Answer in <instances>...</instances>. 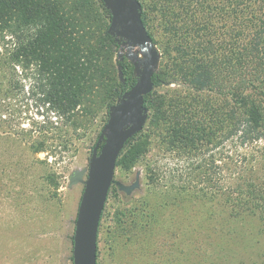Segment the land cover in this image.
Segmentation results:
<instances>
[{"label":"trees","instance_id":"obj_1","mask_svg":"<svg viewBox=\"0 0 264 264\" xmlns=\"http://www.w3.org/2000/svg\"><path fill=\"white\" fill-rule=\"evenodd\" d=\"M140 4L162 55L144 97L146 124L116 167L129 168L153 140L197 174L205 164L200 198L221 200L231 219H253L264 238V165L255 174L253 157L240 153L264 144V0ZM110 19L102 0H0V125L28 137L35 155L67 149L81 130L93 134V148L109 108L134 85L133 66L117 58L120 43L107 33Z\"/></svg>","mask_w":264,"mask_h":264},{"label":"rangeland","instance_id":"obj_2","mask_svg":"<svg viewBox=\"0 0 264 264\" xmlns=\"http://www.w3.org/2000/svg\"><path fill=\"white\" fill-rule=\"evenodd\" d=\"M149 31L160 54L155 73L163 40L154 25ZM119 43L117 58L127 60L137 77L140 48ZM175 88L165 85L159 91ZM22 123L27 127L30 120ZM78 134L72 146L57 148L58 154L35 155L25 146L28 137L8 134L0 125V264H72L83 190V183L72 179L85 180L94 138L82 137L83 130ZM262 152L263 143L240 150L253 157L255 174L262 173ZM200 165L201 175L192 170L195 165L164 154L153 140L129 168L116 167L98 228L96 264H264L257 256L264 242L258 224L229 218L221 200L208 202L196 192L205 185V164Z\"/></svg>","mask_w":264,"mask_h":264},{"label":"water","instance_id":"obj_3","mask_svg":"<svg viewBox=\"0 0 264 264\" xmlns=\"http://www.w3.org/2000/svg\"><path fill=\"white\" fill-rule=\"evenodd\" d=\"M102 2L111 16L107 33L118 42L140 48L142 58L138 61L134 85L109 108L107 121L92 149L85 180L80 176L72 179L83 183L72 236V264H96L98 228L116 162L128 140L141 132L146 124L144 97L154 90L152 78L160 58L142 22V7L138 0ZM119 80H122L120 69Z\"/></svg>","mask_w":264,"mask_h":264}]
</instances>
